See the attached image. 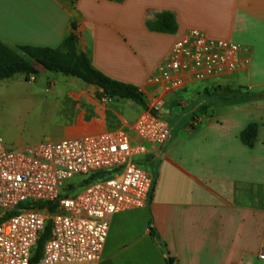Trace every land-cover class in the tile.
I'll use <instances>...</instances> for the list:
<instances>
[{
  "label": "crops",
  "instance_id": "crops-1",
  "mask_svg": "<svg viewBox=\"0 0 264 264\" xmlns=\"http://www.w3.org/2000/svg\"><path fill=\"white\" fill-rule=\"evenodd\" d=\"M166 13L174 16L176 32L152 30L149 24ZM191 30L240 46L241 63L176 90L154 85L176 42ZM72 34L78 53L96 70L137 87L149 104L184 105L185 97L203 90L200 103L226 107L221 97L230 91L264 93V0H0V41L15 51L59 48ZM54 80L46 105L63 118L61 139L112 130L134 137L144 111L134 102L74 77ZM248 102L204 112L200 121L194 107L175 120L160 116L171 137L140 158L156 172L149 202L113 216L100 264L119 249L155 264H166L165 252L178 264H264L258 258L264 244V98ZM252 123L259 131L249 148L240 136Z\"/></svg>",
  "mask_w": 264,
  "mask_h": 264
},
{
  "label": "built area",
  "instance_id": "built-area-1",
  "mask_svg": "<svg viewBox=\"0 0 264 264\" xmlns=\"http://www.w3.org/2000/svg\"><path fill=\"white\" fill-rule=\"evenodd\" d=\"M241 49L191 30L176 42L152 82L171 91L189 80L224 75L241 63L236 58ZM133 133L112 130L16 150L7 148L0 133V264H100L113 216L148 204L154 176L140 158L165 145L171 128L147 109ZM98 172L112 175L60 197L65 181ZM27 202L29 209L13 213ZM48 222L51 237L40 260L32 263ZM258 258L264 262V244Z\"/></svg>",
  "mask_w": 264,
  "mask_h": 264
},
{
  "label": "trees",
  "instance_id": "trees-1",
  "mask_svg": "<svg viewBox=\"0 0 264 264\" xmlns=\"http://www.w3.org/2000/svg\"><path fill=\"white\" fill-rule=\"evenodd\" d=\"M154 31L174 33L177 30V23L171 14H162L155 23L149 24ZM76 35L72 34L65 39L59 48H41L22 46L17 51L11 49L0 41V81L8 80L21 74L29 81L30 77H37L42 71L53 74H60L65 77H74L80 79L90 85H95L102 89L103 93L109 97L130 100L140 106L146 107V101L140 90L132 85H128L113 80L100 71L96 70L89 58L85 54H79L76 47ZM230 95L222 96L221 101L227 104H236L264 98V93L251 94L249 92L230 91ZM259 127L252 123L248 125L241 133V141L249 148L254 147L258 137ZM156 177V172H153ZM112 174L106 172H98L88 176H83L76 184L69 185L66 194L60 196H68L78 192L81 188ZM38 208H45V204L39 203ZM30 203L21 204L15 213L24 209H29ZM53 207L50 208L52 211ZM152 225V220L149 222ZM52 230L50 222L47 223L44 231L41 233L36 247L33 251L31 259L32 263L40 260L46 241L51 237ZM151 236L160 241L155 230L151 228ZM164 247V245H162ZM166 264H178L167 252Z\"/></svg>",
  "mask_w": 264,
  "mask_h": 264
},
{
  "label": "rangeland",
  "instance_id": "rangeland-1",
  "mask_svg": "<svg viewBox=\"0 0 264 264\" xmlns=\"http://www.w3.org/2000/svg\"><path fill=\"white\" fill-rule=\"evenodd\" d=\"M18 52V51H17ZM21 54V52H18ZM34 77V79H32ZM29 81L21 74L15 77L0 81V133L5 145L9 149H21L38 145L47 140L58 141L62 138L60 128L63 118L57 112H50L46 102L50 93L56 85L54 78H67L60 74H53L42 71L37 77L32 76ZM214 94L221 93L219 88H211ZM247 90L239 89L237 92ZM203 90L195 91L191 97L184 98V105L179 100L173 103H151L146 101V107L136 104L140 109H152L153 112L169 120V118H180L186 108L194 107L193 113L198 120L203 113L216 111L219 109H230L238 104H202L198 95ZM229 93V92H228ZM227 95H230L228 94ZM249 103V102H248ZM247 104V102H246ZM248 108H245L247 110ZM174 119V120H175ZM179 120V119H178ZM186 123V120H185ZM187 124V123H186ZM189 124V123H188ZM153 166V165H152ZM83 176H76L64 182L62 193L66 194L68 186L76 184ZM155 259L145 260L137 253H125L122 249L108 251L104 256L102 264H155Z\"/></svg>",
  "mask_w": 264,
  "mask_h": 264
}]
</instances>
